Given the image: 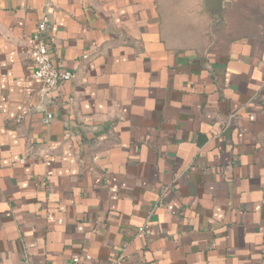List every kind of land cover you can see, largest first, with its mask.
Listing matches in <instances>:
<instances>
[{
	"label": "crops",
	"instance_id": "obj_1",
	"mask_svg": "<svg viewBox=\"0 0 264 264\" xmlns=\"http://www.w3.org/2000/svg\"><path fill=\"white\" fill-rule=\"evenodd\" d=\"M234 2L0 0V264H264V34ZM41 20L73 74L44 97Z\"/></svg>",
	"mask_w": 264,
	"mask_h": 264
},
{
	"label": "built area",
	"instance_id": "obj_2",
	"mask_svg": "<svg viewBox=\"0 0 264 264\" xmlns=\"http://www.w3.org/2000/svg\"><path fill=\"white\" fill-rule=\"evenodd\" d=\"M47 25L41 20L37 22V30L33 34L32 43L33 46L30 51V60L32 66V76L41 84L40 96L48 92L55 91L58 87L67 81H71L73 74L68 71H62L58 69L50 60L48 55V39L46 36ZM51 115L47 114L43 120L47 125L51 120ZM138 232H143V227L138 228ZM86 257V260H89ZM74 262H78L79 258L73 259Z\"/></svg>",
	"mask_w": 264,
	"mask_h": 264
},
{
	"label": "rangeland",
	"instance_id": "obj_3",
	"mask_svg": "<svg viewBox=\"0 0 264 264\" xmlns=\"http://www.w3.org/2000/svg\"><path fill=\"white\" fill-rule=\"evenodd\" d=\"M237 1L238 2L233 3L234 6L238 3V7L242 5L243 8H247L249 18L248 25L251 27L250 33L257 34V31H259L263 32L264 34V0H241L240 2L239 0Z\"/></svg>",
	"mask_w": 264,
	"mask_h": 264
},
{
	"label": "water",
	"instance_id": "obj_4",
	"mask_svg": "<svg viewBox=\"0 0 264 264\" xmlns=\"http://www.w3.org/2000/svg\"><path fill=\"white\" fill-rule=\"evenodd\" d=\"M224 1L225 0H207V3L211 9L219 11Z\"/></svg>",
	"mask_w": 264,
	"mask_h": 264
}]
</instances>
